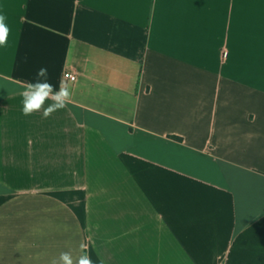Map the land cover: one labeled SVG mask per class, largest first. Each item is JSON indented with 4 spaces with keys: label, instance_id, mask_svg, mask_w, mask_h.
<instances>
[{
    "label": "crops",
    "instance_id": "1",
    "mask_svg": "<svg viewBox=\"0 0 264 264\" xmlns=\"http://www.w3.org/2000/svg\"><path fill=\"white\" fill-rule=\"evenodd\" d=\"M0 14V264H264V0ZM41 67L77 78L47 119L21 111Z\"/></svg>",
    "mask_w": 264,
    "mask_h": 264
},
{
    "label": "clouds",
    "instance_id": "2",
    "mask_svg": "<svg viewBox=\"0 0 264 264\" xmlns=\"http://www.w3.org/2000/svg\"><path fill=\"white\" fill-rule=\"evenodd\" d=\"M6 19L5 15L0 14V47L7 45L10 34ZM20 95L22 98L21 111L24 116L41 112L45 119L54 112L65 109L72 102L73 97L71 87L65 80L60 79L58 84L51 82L47 67H41L37 70L35 78L31 82H26ZM49 100L52 101L51 104H47ZM86 247L85 244L80 245L81 254L75 259L71 252L65 251L53 258L50 264H93L91 257L84 251Z\"/></svg>",
    "mask_w": 264,
    "mask_h": 264
},
{
    "label": "built area",
    "instance_id": "3",
    "mask_svg": "<svg viewBox=\"0 0 264 264\" xmlns=\"http://www.w3.org/2000/svg\"><path fill=\"white\" fill-rule=\"evenodd\" d=\"M63 79L68 83H74L76 81V74L71 71H65L63 74Z\"/></svg>",
    "mask_w": 264,
    "mask_h": 264
}]
</instances>
